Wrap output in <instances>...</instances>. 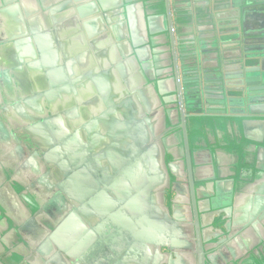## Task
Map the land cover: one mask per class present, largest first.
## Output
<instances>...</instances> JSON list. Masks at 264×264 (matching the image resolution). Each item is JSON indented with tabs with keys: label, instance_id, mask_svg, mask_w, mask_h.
I'll list each match as a JSON object with an SVG mask.
<instances>
[{
	"label": "water",
	"instance_id": "1",
	"mask_svg": "<svg viewBox=\"0 0 264 264\" xmlns=\"http://www.w3.org/2000/svg\"><path fill=\"white\" fill-rule=\"evenodd\" d=\"M179 1L0 0V264H245L264 255V41L243 49L245 35L237 32L238 70L202 62L200 70L196 51L203 45L193 38L178 45L174 18L183 15L172 5ZM232 7L243 19L251 8L264 16V0H232ZM39 13L51 24L30 23ZM230 75L236 85L218 95ZM27 81L35 92L28 102ZM7 88L15 96L10 106ZM42 89L46 102L38 98ZM54 95L64 111L88 112L82 126L94 156L69 175V196L61 191L62 199L50 195L41 206L26 194L25 167L14 166L28 148L16 133L24 130L39 151L58 126L48 120L46 128L34 113L52 114ZM199 118L226 127L219 145H239L242 138L253 144L251 154L263 162L254 166L255 179L245 178L242 156L231 174L197 172L192 149L200 137L190 133ZM101 132L108 140L114 135L118 148ZM203 182L215 197L201 194Z\"/></svg>",
	"mask_w": 264,
	"mask_h": 264
},
{
	"label": "crops",
	"instance_id": "2",
	"mask_svg": "<svg viewBox=\"0 0 264 264\" xmlns=\"http://www.w3.org/2000/svg\"><path fill=\"white\" fill-rule=\"evenodd\" d=\"M179 2L177 6L172 5L173 11L175 10L177 13L183 15V18H174V23L177 24L179 32L178 37L181 39L178 45L182 44L184 40L188 41L192 40V38L195 43L198 42V46H201V44L203 45L196 51L200 70L202 69L201 62L205 63L204 65H207L208 68L213 67L216 63V66L219 65L220 68H232L234 72L238 70L237 67H240V60L242 62V58L240 59L239 56L243 54L242 45H238L236 42L237 32L242 37L243 34L245 35L243 41L246 44H244L243 49H258L260 46L258 41H264V32H262L263 29H261V23H264V16L255 9L253 10L251 8L243 19L240 14H237V10L232 7V0H180ZM47 5L46 3V6ZM48 8L49 10L56 9L53 8L52 4L49 5ZM41 15L40 20L35 15H31L29 17L30 23H36L44 19V22L51 24L52 18L50 16ZM261 32L262 34L260 35L259 33ZM251 52L252 51H249V53ZM235 78L236 77L231 75L223 78L222 84L216 88V90L219 89V91H221L219 93L217 92V94H225L227 86H235V82L238 81V79ZM193 121L192 126L195 127L196 131L190 134L200 137V139H194V147L192 149L195 155L194 160L198 173L204 176L213 168L214 170H225L226 173L231 174L233 170L231 168H233V165L237 166L240 164V158L242 156L247 163L244 170V174H246L245 178L249 181L258 176L254 177L256 174L254 166H261L263 162L257 160L256 153L251 154L252 151H250V149H255V147H250L253 145L250 141H246L243 138L240 140L242 144L245 143L249 146V148L245 150H242V144L224 146V144L220 143L221 145H219L217 144V141H219L218 136H227V129L223 124H219V122L213 121V119L208 121V119L205 118H199L197 121ZM248 135L253 137L255 136V132L251 130ZM235 138L236 137H234V139ZM213 141H215V143ZM206 151L209 153L207 154ZM244 152L246 153L243 155ZM236 159H238V162H236ZM229 180H231L232 183L234 182V185L235 183H239L238 178ZM199 185L203 187L201 188L203 190L201 194L207 197H215L217 194H214L212 185L204 184V182L199 183ZM222 188L220 187V192H225L226 189L221 190ZM231 190L232 189H229V191ZM0 212L1 219L4 212L2 210ZM18 214L21 222L24 221V214L19 212ZM9 215L13 217L11 211H8L7 216ZM219 217L222 218V215H219ZM216 218L217 217L212 218L214 222L211 227L214 230L220 228V226H218L219 220H216ZM223 218H226V216H223ZM205 221L206 219H204V222ZM4 236V229L0 227V238ZM4 251L5 249L1 247L0 244V255H2ZM244 262L245 264H264V255H260L259 258L252 257Z\"/></svg>",
	"mask_w": 264,
	"mask_h": 264
},
{
	"label": "flooded vegetation",
	"instance_id": "3",
	"mask_svg": "<svg viewBox=\"0 0 264 264\" xmlns=\"http://www.w3.org/2000/svg\"><path fill=\"white\" fill-rule=\"evenodd\" d=\"M151 80L152 81L150 82L155 85L156 77ZM7 84L8 80L6 79V86ZM9 88H7L6 92L10 97L6 103L8 106L12 105L15 100V96L13 97L11 94V89L9 90ZM33 89L34 86L30 82L27 81V83H24L22 89L24 93L23 96H28L23 98L24 101L28 102L30 99H32V97H34L35 92ZM38 93V98L41 99V101L46 102V99L48 98L42 97L45 91L42 89V91L40 90ZM15 95L18 100L20 97L17 95V92H15ZM51 99L54 100V110L52 114L46 115L40 111L34 113V116L36 114L39 115V120L42 121L41 123H43V125L45 124L46 128V121L48 120L51 121V125L56 127L58 126L55 131H48V136L42 140L44 141L45 145L41 147L39 151L33 144L29 143L28 139H26L24 130H20L18 133H16L18 142H21L23 145L28 144V148L27 152H23V155H21L19 163H14V166L16 168L21 164L20 167H25V178L28 175L31 179L29 180L30 184L26 187L28 191L26 194H34L38 199V204H42L41 206L47 204V202H44V200L48 198L46 200L48 201L50 199V195H52L55 199H62V196H65V194H61V191L68 192L67 196H69V193L72 191L70 182L68 183L69 175L75 170L76 167L90 166L92 164L91 158L94 156V153H92L91 149L93 141L88 135V126L85 128L82 126L84 122L86 124L88 123V118H90L88 112H86V114L80 113V116L76 117L75 114H72V112L69 113L64 111V108L62 107L63 99L60 97V95H54ZM80 105L83 107L81 103ZM166 121L167 125H169L167 114ZM168 127L169 126H167V128ZM170 133H173V131L168 132L166 135H169ZM103 136L106 140L105 143H111L114 146L116 145V148H118V145L115 144L113 138L114 135L109 136V140L108 136L101 132V136H99V138L102 139ZM15 147L17 148V151L20 149L19 146ZM112 150L108 149V152ZM34 152H37V160L32 158ZM103 164L106 169L107 167H112L108 161L104 162ZM43 166L45 167V170H42ZM13 174L14 172L11 173V175ZM169 178L170 183H172V176L170 175ZM177 189L179 188L177 187ZM169 198H171L170 191L167 192L166 196V204L168 206L170 205L168 202ZM49 208L51 207H47L46 209ZM162 251L167 252L166 250Z\"/></svg>",
	"mask_w": 264,
	"mask_h": 264
}]
</instances>
